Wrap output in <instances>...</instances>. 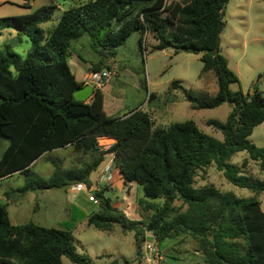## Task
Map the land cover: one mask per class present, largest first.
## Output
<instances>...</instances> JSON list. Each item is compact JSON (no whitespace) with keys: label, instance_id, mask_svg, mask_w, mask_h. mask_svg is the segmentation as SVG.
Instances as JSON below:
<instances>
[{"label":"trees","instance_id":"trees-1","mask_svg":"<svg viewBox=\"0 0 264 264\" xmlns=\"http://www.w3.org/2000/svg\"><path fill=\"white\" fill-rule=\"evenodd\" d=\"M228 2L91 0L64 11L44 44L39 26L51 19L56 0L29 14L1 18L0 31H18L31 44L24 59L9 46L0 50V139L7 141L0 157V179L16 173L25 179L21 187L6 191L4 196L36 190L69 191L76 183L91 188V174L112 156L124 184H138L144 197L153 200L145 201L143 207L151 215L145 222L129 221L100 189L93 190L98 211L88 216L87 223L107 234L115 225L134 231L137 264L146 232L158 245L176 237L192 238L207 264H264V212L258 200L238 198L213 185L194 186L198 172L214 165L232 185L255 196L264 192V179L251 177L229 163L235 153L246 151L264 173V148L249 140L264 122V93L255 89L247 98L232 92L230 85L237 83L238 77L219 53ZM147 31L158 42L156 50L173 48L178 52L192 47L194 53L202 54V70L215 74L217 93L209 97L184 91V95L194 110L232 105L224 122L207 121L221 132L222 140L204 134L193 121L153 128V119L142 109L108 117L99 89L88 102L74 98L84 84L76 80L67 63L73 41L87 36L94 48H101V56L109 58L134 32L141 34L143 48ZM100 65H94L93 71ZM172 87L179 85L173 83ZM103 137L114 142L100 145ZM67 148L88 157L84 167L63 168L53 159L54 170L48 180L32 172L40 156ZM159 200L160 205L154 203ZM63 257L74 264H94L76 252L70 231L33 223L12 225L6 206L0 204V264H62Z\"/></svg>","mask_w":264,"mask_h":264},{"label":"rangeland","instance_id":"rangeland-1","mask_svg":"<svg viewBox=\"0 0 264 264\" xmlns=\"http://www.w3.org/2000/svg\"><path fill=\"white\" fill-rule=\"evenodd\" d=\"M89 1L56 0L57 6L51 19L39 26L44 31L43 44L64 11ZM51 3L52 0H25V3L22 0H0V19L29 14ZM223 22L219 53L238 77V82L231 84L230 90L240 92L247 98L252 96L255 89L264 93V0H229L223 12ZM140 37L139 32L132 33L124 45L113 51L114 57L107 58L111 64L106 68L115 73L104 85L107 106L110 107L108 112L123 114L142 109L153 119V128H167L171 124L193 121L204 134L222 140L221 132L208 126L207 121L224 122L232 105L223 103L214 109L194 110L184 95V91L209 97L217 93L215 74L202 70V54H189L186 50L175 52L173 48L156 50L154 46L158 42L150 31L143 36L141 48L138 43ZM5 46H9L21 59L31 49L29 39L12 29L0 31V50ZM100 49L94 48L87 36L71 43L67 63L77 80H81L91 66L105 61ZM173 83L179 87H172ZM249 140L257 148H264V122L253 130ZM6 146L7 141L0 139V157ZM53 159L63 168H81L88 161L87 156L74 152L72 148L61 149L40 158L33 165L32 172L48 180L54 170L50 162ZM229 163L241 167L251 177L264 179V173L249 159L246 151L235 153ZM95 177L96 173L90 176L94 190L103 188L104 184H97ZM24 180L22 175L15 174L0 181V204L6 206L12 225L33 223L44 228L70 231L76 252L88 256L94 264H137L134 231H123L115 225L113 231L107 234L88 225V216L98 211V204L88 201L93 190L91 193H71L62 189L36 190L25 194L11 192L9 198L4 196L6 191L21 187ZM194 181L195 187L213 185L238 198L254 197L264 212V192L255 196L245 188L232 185L214 165L199 171ZM104 193L114 200L118 210L131 222H145L151 215V211L143 207L145 201L150 203L153 200L145 198L141 186L136 183L125 185L123 182L121 185L115 182L105 188ZM154 203L160 205L162 202ZM145 238L148 242L156 243L151 235ZM155 246L162 255L160 264H207L197 252L196 241L190 237L172 238ZM61 260L62 264H74L66 257Z\"/></svg>","mask_w":264,"mask_h":264},{"label":"crops","instance_id":"crops-1","mask_svg":"<svg viewBox=\"0 0 264 264\" xmlns=\"http://www.w3.org/2000/svg\"><path fill=\"white\" fill-rule=\"evenodd\" d=\"M22 2L23 3H25V0H22ZM141 38V37H140ZM140 38H138V43H139V41H140ZM98 63H102V65H100V68L99 69H107V70H109L108 68H106V66H109L111 63L110 62H108V59L107 58H105V61H102V62H98ZM97 63V64H98ZM96 65V64H95ZM93 67L94 66H91V68H90V70L89 71H87L86 72V74L83 76V78L81 79V80H77V78H76V76H75V78H76V80L78 81V82H82L83 84H84V86L85 85H89V84H87V83H84V78L91 72V71H93ZM98 69V70H99ZM112 74L115 76V73L114 72H112ZM91 86V85H90ZM105 86L104 87H102V88H100L99 90L102 92V94H103V110H104V112H105V114L108 116V117H116V118H118V117H123L125 114H127L128 112H126V113H123V114H120V112H119V114H117V112H113V113H109L108 111L110 110V107L109 106H107V100H106V92H105ZM93 90L95 91L96 89H94L93 88ZM93 96V94L86 100V102H88L90 99H91V97ZM114 142V139H111V138H105V137H103V138H100L99 139V144L100 145H103V146H106V145H110V144H112ZM63 150H65V149H63ZM45 156V154L44 155H42V156H40L34 163H33V165L40 159V158H43ZM32 165V166H33ZM98 172V173H97ZM93 173H96V177H95V181H96V183L98 184V183H103L104 184V186H103V188L102 187H98V188H96L97 190H100V189H105V188H108V186H111L113 183H118V182H120L121 183V185L123 184V180H122V178H121V175L119 174V172H118V169L116 168V166H115V163H114V161H113V159H112V156H107L106 158H105V160L103 161V163L99 166V168H98V170L97 171H95V172H93ZM92 173V174H93ZM16 174H18V173H16ZM15 175V174H14ZM3 179H5V178H2V179H0V181L1 180H3ZM91 181V180H90ZM91 184H92V182H91ZM95 188H94V186L92 185V187L90 188V190L92 191V190H94ZM104 195H105V193H104ZM106 196V195H105ZM107 197V196H106ZM114 200L113 199H111V202H112V205H113V207H115V208H117V209H119L117 206H116V203H114L113 202ZM90 203H92V202H90ZM96 205H97V203H96Z\"/></svg>","mask_w":264,"mask_h":264},{"label":"built area","instance_id":"built-area-1","mask_svg":"<svg viewBox=\"0 0 264 264\" xmlns=\"http://www.w3.org/2000/svg\"><path fill=\"white\" fill-rule=\"evenodd\" d=\"M113 77V74L107 69H99L91 71L85 78L84 83H87L92 86L94 89H100L105 84H107L110 79ZM71 193L78 192H87L91 193L92 191L84 183H76L69 187ZM88 201L94 204L97 203L93 196L88 197ZM151 235L149 232L145 233V237ZM152 236V235H151ZM156 243H151L147 241V238L144 240L142 256L140 259V264H160L162 262V255L158 247L155 246Z\"/></svg>","mask_w":264,"mask_h":264},{"label":"water","instance_id":"water-1","mask_svg":"<svg viewBox=\"0 0 264 264\" xmlns=\"http://www.w3.org/2000/svg\"><path fill=\"white\" fill-rule=\"evenodd\" d=\"M185 50L189 54L194 53V49L192 47H187ZM93 93H94V90H93L92 86L85 85L82 88H80L79 90H77L73 94V96L78 101H86Z\"/></svg>","mask_w":264,"mask_h":264}]
</instances>
